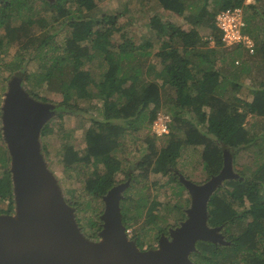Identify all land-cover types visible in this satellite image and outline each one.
<instances>
[{
	"label": "trees",
	"instance_id": "16d2710c",
	"mask_svg": "<svg viewBox=\"0 0 264 264\" xmlns=\"http://www.w3.org/2000/svg\"><path fill=\"white\" fill-rule=\"evenodd\" d=\"M79 1L81 3L83 0ZM155 1L159 9L161 8V14L159 10L155 12L149 20V25L158 41L163 43L159 51L161 60L150 61L145 66L146 64H133L137 56L134 54L132 42L108 45L111 36L120 31L116 21L118 16H99L96 0H88L90 11L78 16L61 5L59 0H43L59 9L60 18H69V33L65 36L66 43L63 48L58 43L50 46L56 33L36 35L28 20L23 18L24 13L32 10L33 16L39 18V23L46 27L52 26L48 17L38 15L41 9L38 11L30 6L33 0H0V29H6L5 33L0 35V71H9L12 74L18 71L21 77L26 65L32 58H37L38 53L39 69L26 80L27 93L31 98L50 102L52 100L45 93H59L62 96L61 103L74 108H79L78 102L82 100L90 101L96 97L101 100L99 110L102 116L92 117L91 126L86 131L85 148L78 151L72 144L64 145V162L68 169L76 170L81 163H95L92 175L85 179L84 188L96 202L103 200L119 183L116 176L123 171V161L117 156V151L129 128L136 130L147 121L153 122L159 110L164 107L163 92L168 86L175 90L174 98L168 100V103L175 107L171 113V129L169 133L160 136V145H157L154 138H148L149 152L137 162V168L140 169L138 176L145 177L150 172L160 173L168 178V183L175 181L185 188L181 181L183 174L179 172L177 164L186 147L201 148L199 163L202 165L201 173L206 181L222 171L228 154L233 155L234 159L241 152L253 150L255 146L263 144V141H259L261 134L252 133L245 121L249 114L264 118V88L251 90L254 96L248 101L237 96L235 89L225 87L224 83L227 82H224L225 74L221 70L224 66H218L220 57L217 54V47L223 45L222 34L216 25L215 17L218 12L227 9L252 8L251 14L244 15L243 32L253 40L257 53L264 57V36L260 34L262 25L258 20L263 17L259 9H264V1L255 0L248 5L246 0H202L200 5L192 0ZM192 7L198 8V11L194 12ZM174 15L182 17L193 25V28L188 30L177 25L172 20ZM17 17L23 19L19 25L12 23ZM137 17L132 16L128 24L137 21ZM58 19L53 17V21ZM99 24L104 27H99L95 31L96 37L93 38L92 28ZM198 26L209 29L210 37L202 35ZM86 39L92 42L81 45ZM14 44L20 47L13 59L7 62L2 54ZM145 45L152 46L151 43L144 44L143 48L146 49L148 47ZM49 46L50 50L43 51ZM232 47L249 50L243 43ZM56 51L58 55L54 54ZM26 54H30L29 58ZM141 54L146 56L150 52L144 50ZM96 58L101 59V63L108 64L99 82L94 73L83 67ZM126 60L129 63L125 64ZM232 63L235 66V60ZM239 64L234 67L237 70L231 72L235 77L231 80H237L242 74L254 71V65L248 60ZM158 65H161L160 69ZM1 81L3 84V77ZM92 84L98 87L97 93L91 89ZM262 85L264 86V81ZM2 99L0 96V124L3 114ZM71 100L73 104L70 103ZM206 106H209V112ZM53 127L44 126L41 132L50 133ZM180 130H183L182 135ZM0 140L4 139L0 137ZM5 145V142L0 141V167L5 168L3 177L0 178V196L2 200L8 201V208L1 210L0 215L13 214L16 208L12 158ZM43 149L46 147L43 146ZM237 172L236 177L223 181L208 203V226L219 228L217 232L221 230L227 237L224 236V242L198 240L190 255L192 264H264V160L254 169L251 163H245L244 169ZM138 176L134 178L138 179ZM129 199L128 196L121 199L123 223L127 229L138 217L128 215V211L132 209L126 208L123 202ZM142 201H138L135 206L137 213H140L139 208L146 204ZM237 203L244 206V209L238 210ZM158 205V201H153L147 209L148 217L153 221L157 216L153 210ZM73 207L76 209V206ZM178 209L184 211L181 206ZM100 216L97 220H89L87 224L76 217L85 236L93 241L101 239L103 221ZM247 218L250 219L244 227L232 232V226ZM179 224L171 225L170 228L177 229L181 225ZM167 229L168 227L162 231Z\"/></svg>",
	"mask_w": 264,
	"mask_h": 264
},
{
	"label": "rangeland",
	"instance_id": "374dc122",
	"mask_svg": "<svg viewBox=\"0 0 264 264\" xmlns=\"http://www.w3.org/2000/svg\"><path fill=\"white\" fill-rule=\"evenodd\" d=\"M192 1H195L196 4L200 5L202 0ZM254 2L255 0H246L247 5ZM32 3L33 4L30 6L38 11L41 9L40 14L38 15H44L48 17L52 23V26L46 27L39 23V18L33 16L34 12L32 10L24 13L25 16L23 18L28 20V23L31 26L30 28L36 32V35L46 32L49 34L56 33L53 35V40L55 39V41L52 40L50 46L51 44L54 45L58 43V45L60 47L62 46L61 48H63L66 43L65 36L69 33L67 25L69 18H60L59 9L43 2V0H33ZM59 3L61 5L63 4V6L70 10L75 16L87 14L90 11L88 0H83L81 3L79 0H59ZM96 3V10L99 16H103L105 14H115L118 16L116 21L117 25L120 27V31H116L111 36L108 42L109 46L126 44L125 42H132V45L135 48L134 54L137 56V58L133 61V64L139 63L141 65L146 64L145 66H147L150 61L159 62L161 60L159 51L161 50L163 43L161 44L158 41V37H155V32L151 31L149 25V20L155 12L159 10L161 14V8L159 9V5L157 6L155 0H96ZM192 10L197 12L198 8L192 7ZM243 10L245 16L253 12V9L250 7L243 8ZM259 11H261V15L263 16L259 17L258 19L259 24L262 25L259 31L261 36H264V9H259ZM134 15L136 17L138 16V20H135V22L131 25L128 24L130 18H132ZM53 17L59 19L57 21H53ZM22 20L23 19L21 17H17L12 23L19 25ZM172 20L175 21L177 25H181L184 29L190 30L193 28V25L177 15H174ZM99 27H104V25L99 24L93 26V38L96 37L95 31H97ZM198 30L206 38L210 37L211 31L209 29L204 28L203 26H198ZM5 31L6 29L1 28L0 35L5 33ZM91 42L92 41L90 39H86L81 42V45L90 44ZM147 43H151L152 46L148 47L145 45L148 48H143L144 44ZM50 46L45 47L43 51H47L48 49L50 50L52 47ZM19 47L20 45L14 44L9 49H7V51L2 54L4 60L7 62L11 61ZM143 49L149 51L150 54L143 56V54H141L144 52ZM247 51L241 48H227L223 45L217 47V54L220 57L218 66H224L221 68V70L225 74V78L223 80L224 82H227V84L224 83L225 87L228 89H235L237 91V96L251 101L254 96L251 90L259 87L264 88L262 85V81H264V57L257 53L258 51L256 48L254 52H250L249 50ZM30 53L32 52L30 51ZM54 54L58 55V52ZM29 55L30 54H26V57L29 58ZM39 55L40 54L37 53L36 56L39 57ZM38 57L32 58V60L26 65L25 72L21 77L18 71L13 74L9 71H5L4 73L0 71V96L3 98L2 106L5 105V100L7 99L6 95L10 93L11 82L18 81V79L21 78V90L22 92L27 91V78H29L33 73H36L39 69ZM234 60L235 66L240 65L239 63L244 60H248L251 65H254L255 61L258 63L256 62L254 65V71L252 73L244 75L242 74L239 79L231 80L234 77L231 72H233V70H237L232 63ZM127 62L129 63L128 60L124 61L125 64ZM83 67L84 69H88L94 73V75L97 76V82H99L101 75L107 69L108 64L101 63V59L96 58L93 62L86 64ZM160 68L161 65H158V69ZM2 77L4 79V89H2ZM91 89H94V92L96 93L98 92V87L95 84L91 85ZM45 94L52 101H39L38 103H40V105L49 104L52 106L55 112L51 118L48 119L44 126L49 127V125H53L54 127L50 133L43 134L40 132L39 142L41 146V153L43 155L47 169L52 173L65 200L73 204V206H76V217L78 216L82 219L84 224H87L89 220H97L99 215H101L105 210V201L100 200L99 202H96L93 196L87 194L84 188L85 179L92 175L96 165L93 162L86 165L81 163L79 165L80 167H78L76 170L68 169L64 162V145L65 143L72 144L78 151L85 148L86 131L91 126L92 117L101 118L102 116L99 110L101 107V100L97 97L92 98L90 101L82 100L78 102L80 107L74 108L63 105L61 103L62 96L59 93L46 92ZM174 96L175 90L168 86V88L163 92L164 107L159 110L160 112L163 111L170 114L171 118V113L175 110V107H172V105L168 103V100L173 99ZM70 103L73 104L74 102L71 100ZM84 108L87 111H85ZM206 110L209 112V106H206ZM2 111L4 114L5 110H3V107ZM3 114L1 116L0 137L4 140L0 141L5 142V146L8 148L10 154L8 143L5 137L6 123L3 118ZM245 125L252 133L257 135L261 134L259 141H263V144L258 145L257 147L255 146L253 150L241 152V154L236 156L234 159L233 155L228 154L227 157L231 158V168L234 173H236L238 170H243L245 163H251L254 169L260 164V162H262V160H264V118L254 114H249L246 118ZM179 133L182 135L183 130H180ZM149 137L154 138L157 145H160L162 142V138L153 133L152 125L149 123V121H147L144 126L137 127L136 130L129 128L126 137L123 139V143L117 151V156L123 161V171L117 174L116 180L119 182L118 184L128 182L129 186V188L127 186L122 192H120L123 198L125 196L130 198L128 201H124L123 204L126 208L129 207L132 209L131 211H128L129 216L138 215L136 220H133V222L130 224V227L128 228L131 235L130 237L133 240L132 236L138 234L144 248L153 247L156 245L160 232L166 227L177 225L180 223V221L184 222L187 220L189 217L188 210L191 208L192 203V196L186 186L184 188L175 181L168 183V178L160 173L150 172L149 175L145 177L140 175L138 176L140 169L137 168V162L143 157V155L149 152ZM43 146H45L46 149H43ZM200 149V147H186L177 164L179 172H182L184 177L194 181L197 184H203L208 181H205V177L201 173L202 165L199 163ZM4 170V167H0V178L3 177ZM134 176H138L139 178L135 179ZM143 197L146 200L142 199ZM138 201H142L143 203L144 201L146 202L144 207L139 208L140 213H137L135 209ZM153 201L159 202V205L155 207V210H153L157 215L154 221L148 217L147 214V209ZM7 204L8 201L2 200L0 196V211L6 210L8 208ZM178 204H180V206L183 208V212L178 209V207L180 208ZM236 205L238 206V210L241 211L244 209V206H239L238 203ZM12 215H16V208ZM249 219L250 218L242 220L240 224L232 226V232H237L239 228L244 227ZM182 222L180 224H182ZM223 234L225 233L221 232L218 235ZM223 239H225V237Z\"/></svg>",
	"mask_w": 264,
	"mask_h": 264
},
{
	"label": "water",
	"instance_id": "95a60500",
	"mask_svg": "<svg viewBox=\"0 0 264 264\" xmlns=\"http://www.w3.org/2000/svg\"><path fill=\"white\" fill-rule=\"evenodd\" d=\"M6 98L3 118L16 215H0V264H192L190 255L198 240L224 241L216 234L219 228L208 226V203L224 180L236 177L230 157L222 171L203 184L181 176L192 203L187 220L172 229V240L162 235L158 248L142 251L131 239L121 209L120 192L127 182L103 197L101 239L93 241L81 230L76 209L65 200L41 153L39 134L54 109L22 92L20 78L11 82Z\"/></svg>",
	"mask_w": 264,
	"mask_h": 264
},
{
	"label": "built area",
	"instance_id": "2783aa9c",
	"mask_svg": "<svg viewBox=\"0 0 264 264\" xmlns=\"http://www.w3.org/2000/svg\"><path fill=\"white\" fill-rule=\"evenodd\" d=\"M244 24V12L242 8L227 9L218 13L216 25L221 31L223 46L231 47L243 43L250 52L255 51L253 40L243 32ZM211 40L214 42L213 39ZM171 122L172 118L170 114L163 111L159 112L151 123L153 133L157 136L169 133ZM127 233L131 236L129 229H127Z\"/></svg>",
	"mask_w": 264,
	"mask_h": 264
},
{
	"label": "flooded vegetation",
	"instance_id": "af4514ba",
	"mask_svg": "<svg viewBox=\"0 0 264 264\" xmlns=\"http://www.w3.org/2000/svg\"><path fill=\"white\" fill-rule=\"evenodd\" d=\"M237 176V175H236ZM186 219V218H185ZM182 221H180V223H181ZM180 225V224H179ZM171 231H172V228H170V227H168V229L166 230V231H161L160 232V234H159V237H158V241H157V244L156 245H154L153 247H146V248H144L143 246H142V241L140 240V238H139V235L137 234V235H133L132 236V238H133V240L137 243V246H138V248L140 249V250H142V251H148V250H154V249H156V248H158L159 246H160V238L162 237V235H165L169 240H172V236H171ZM222 231L220 230V232H217L216 234L218 235V234H220ZM223 233V232H222ZM137 236V237H136ZM223 236V238H224V236H226L225 234H223L222 235ZM225 240V239H224ZM219 242H224V241H219Z\"/></svg>",
	"mask_w": 264,
	"mask_h": 264
}]
</instances>
